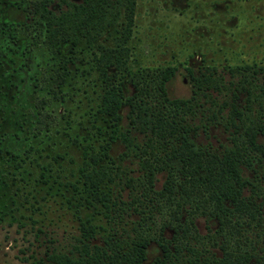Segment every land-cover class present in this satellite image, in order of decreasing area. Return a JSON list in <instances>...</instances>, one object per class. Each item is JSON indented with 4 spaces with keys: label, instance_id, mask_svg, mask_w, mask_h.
Segmentation results:
<instances>
[{
    "label": "rangeland",
    "instance_id": "rangeland-1",
    "mask_svg": "<svg viewBox=\"0 0 264 264\" xmlns=\"http://www.w3.org/2000/svg\"><path fill=\"white\" fill-rule=\"evenodd\" d=\"M38 1L0 0V264H32L45 260L51 251L67 253L77 244L82 222L97 228L92 244L101 243V227L110 228L101 206H80L79 195L68 185L78 178L83 161L78 142L87 139L98 144L110 133V123L99 109L102 85L91 63V49L81 42L63 47L62 56L51 51L35 7ZM134 11L128 43L131 70L174 66L175 75L166 84L170 98L192 95L187 68L195 77L207 69L224 77L226 91H209L211 110L189 119L200 127L195 137L198 145L220 150L229 144L225 123L229 108L217 115L218 124L207 120L231 100L232 91L236 93L230 82L248 79L257 84L249 114L264 122V97L259 96L264 75L251 71L246 78L231 77L228 72L238 66L264 69V0H135ZM115 36L111 28L99 42L114 46ZM123 92H133L128 81ZM119 113L118 126L124 129L127 107ZM96 127H102L103 133ZM136 135L139 142L144 140ZM122 151L120 140L111 143L114 159ZM122 166L126 172L121 180L125 174L133 177L134 189L119 179L107 187L128 201L141 192L137 182L141 173L133 156ZM244 174L252 177L246 169ZM164 175H156V189L161 188ZM158 210L154 218L160 221L167 210ZM121 216L114 221L120 232L130 230L139 218L131 210ZM195 222L202 235L208 233L204 217ZM160 254L151 243L144 264H156Z\"/></svg>",
    "mask_w": 264,
    "mask_h": 264
},
{
    "label": "trees",
    "instance_id": "trees-1",
    "mask_svg": "<svg viewBox=\"0 0 264 264\" xmlns=\"http://www.w3.org/2000/svg\"><path fill=\"white\" fill-rule=\"evenodd\" d=\"M35 7L51 51L62 56L63 47L81 42L91 49V63L102 85L99 109L110 123V133L98 144L87 139L78 142L83 161L78 178L68 185L79 195L80 206H101L110 228L101 227V243L92 244L97 228L82 222L72 250L51 251L45 260L39 258L32 264H144L151 243L161 253L156 264H264V143L260 141L264 122L249 114L257 84L248 79L230 82L236 93L232 91L231 100L218 106L207 120L218 124L214 122L217 115L229 108L225 122L229 144L220 150L198 145L195 137L200 127L189 119L211 110L214 104L207 105L212 99L210 90L220 93L228 86L214 70L195 77L187 68L194 85L192 95L170 98L166 84L175 75L174 66L131 70L128 43L135 0H39ZM111 28L116 32L115 45L107 46L99 37ZM251 71L264 75V69L255 66L228 70L231 77H245ZM125 81L133 88L130 95L123 92ZM259 89V96L264 97V83ZM123 106L127 107V125L121 129ZM258 115L262 117L261 112ZM96 130L103 133L102 127ZM136 133L144 137L142 142ZM116 140L122 142L124 151L114 159L110 148ZM131 156L139 165L141 192L126 201L107 186L119 179L134 189L133 177L125 174L121 180L126 172L122 164ZM159 173L165 175L156 189ZM160 208L167 212L159 221L154 217ZM128 210L139 218L130 230L120 232L114 221ZM198 217L209 222L205 235L197 229Z\"/></svg>",
    "mask_w": 264,
    "mask_h": 264
}]
</instances>
